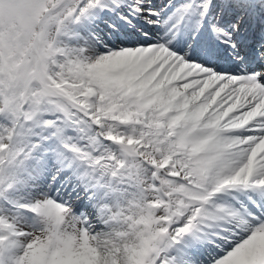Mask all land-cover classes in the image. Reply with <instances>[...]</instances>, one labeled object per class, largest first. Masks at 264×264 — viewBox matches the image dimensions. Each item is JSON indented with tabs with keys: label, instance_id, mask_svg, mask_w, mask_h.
I'll list each match as a JSON object with an SVG mask.
<instances>
[{
	"label": "bare ground",
	"instance_id": "6f19581e",
	"mask_svg": "<svg viewBox=\"0 0 264 264\" xmlns=\"http://www.w3.org/2000/svg\"><path fill=\"white\" fill-rule=\"evenodd\" d=\"M150 1L166 5L158 13L163 24L149 25L145 27L143 34L131 28L123 30V34H106L102 29L103 18L93 17L90 20L87 18L95 8L92 0H83V3L78 6L75 3L72 18L66 25V27L69 25L71 32L66 36L63 28L58 30L66 41L58 63L65 68L66 77L69 80L81 83L87 89L92 116L101 117L103 122L111 120L112 126L110 127L116 133L119 132V136L130 137L132 142L135 140L137 143L142 142L146 147L151 144L155 145L164 154L160 160L154 158L156 154H159L158 152H151L150 159L154 158L157 162L155 165H158L156 169L157 167L161 171L171 169L189 179V185H183L181 190L164 191L160 195L167 203L170 201L175 205L186 203V207L181 208L177 213L168 212L167 214V220L171 224L178 220L179 223L172 224L166 230L170 238L168 245L171 247L169 251L171 256L167 258L168 262L165 264H193L190 249L202 243L205 248H208V240L212 237H216L212 240L219 239L221 243L224 241L228 243L229 238H232L230 235H240L241 231L246 228L250 229L249 232L245 231L248 232L246 238L237 243L238 245H235L233 250L222 258L220 264H257L261 262L259 240L264 237V216L261 217L262 212L264 213L263 189L255 185L246 187L239 185L237 180L264 178V149L258 153L257 157L252 155L254 149L259 146L258 138L264 140V103L260 107L263 113L252 117L249 122L242 125L217 130L212 135L200 139L194 134L191 135V132L195 127L212 120L213 123L218 121L219 125H223L228 121L246 118L257 111L260 105L259 99H264V71L258 74V70L263 65H256V63H261L257 62L258 54L262 53L264 56V44L262 46L264 42V0H254L256 1L255 7L251 6L248 9L246 6L243 8V5L250 3L251 0H211L210 2V13L215 9L220 10L217 20H222L225 15L240 11L243 13L241 19L254 16V24L246 29V34L251 30L263 28L260 34L256 31L251 32V42L255 41L258 44L257 47L250 49L248 45L245 46L244 42H238V48L244 50V53L237 59H228L211 43L207 48L205 42L200 41V37L195 39L194 43L188 44L196 27L187 25L188 22L183 24L182 16L190 7L199 8L202 4L200 0L197 4L194 0ZM69 13L68 10L66 14ZM243 24L244 21L236 30H234L236 26L229 27L233 37ZM92 32H96L100 39L96 38ZM91 45H95L96 48ZM257 50H259L258 53H256ZM218 67H227L232 70V73L225 75V72H217ZM232 79L235 81L232 82ZM160 83L163 84L160 90L148 93ZM181 87L196 89L197 92L192 95V99L197 101L195 104H191L184 113L172 112L176 106L183 103V96L178 95L166 109L159 107L160 103L167 102L176 92H179ZM197 89L200 92L201 89L203 90L200 95ZM209 98L215 99L208 110L209 113L205 114L195 127L187 129L188 127L184 125L185 121L197 112L199 113L197 109L199 104L201 103L202 106V102L207 103ZM225 112L228 113L223 115ZM258 120L263 124L262 127H256L254 124L250 127L252 125L250 123ZM208 128L209 126H205L202 131H207ZM237 131H245L246 140L237 143L241 138L236 137L238 136V133H235ZM56 135L58 137L61 135L59 130ZM50 136L49 138L52 139L49 143L45 142V145L52 164H45L35 159L21 160L22 162L20 161L18 167L15 168L13 179L9 181L8 178L0 175V179L4 182L0 187V193L12 200L11 195L20 190L19 186L17 187L16 184L14 186V182L18 183L23 178L27 179L29 174L34 176L30 178L31 181L27 179V186L33 189L30 192L36 190L35 193L38 196L33 195L34 198L25 199L28 205L38 207L43 216L55 218V223L66 219L62 227L70 230L74 239L85 242L90 235L81 228V221L94 223L88 208H81L78 212L67 209L65 211V207L56 200V196L60 193L57 191L55 194H50L51 189L46 186V181L42 183V179L48 176L47 170L51 171L62 166L55 176V181L59 182L63 173L68 171L64 162L65 158L69 157L74 169L70 171L71 174L64 177L62 182L64 188L68 186L78 188L80 186L79 176L82 174L84 179L98 177L99 181L107 186L101 198L99 197L100 203L107 200L111 205H115L112 207L116 209L114 211L116 218L105 221L103 226L98 228L105 230V238L97 241L90 248L81 249L80 258L75 264H138L144 246V235L140 231L144 229V226L140 229L137 224L140 222L138 217L135 220L121 218L120 210H117L116 205L121 204L125 193L123 190L120 192L110 187L111 184L115 185L114 183L117 182L112 175V170L108 171V168L101 167L100 164L98 166L99 159L93 160L81 154L80 159L58 137L54 134ZM9 138L8 136L6 143L1 140L0 148L7 145V142L10 143ZM34 150L37 148H32L29 156ZM68 153L71 157L67 155ZM245 155H250V161L255 158L258 160L247 163L244 160ZM10 159L11 155L6 152L3 156L1 155L0 167L10 170L8 164ZM80 168L84 169L80 175L72 174ZM152 172L155 171L150 172L151 176L155 177ZM38 178L41 181H38ZM158 183L161 184L160 181ZM130 192L131 197L141 196L140 192L135 189H131ZM155 198L158 199L156 195ZM252 200H257V204L262 208V212H254L251 216V221L261 217L260 222L254 227H251L252 224L246 220L243 209L238 208L239 203L243 206H252ZM10 208V206L6 207L0 199V220H4L0 224L6 227L0 233L4 234L10 230L17 232L15 235L0 237V250L4 248L6 250L8 247L7 251L13 249L17 253L19 247H24L16 256L20 258V263L17 260L16 264H47L44 259H41V246L50 239L47 220L16 208H13L14 218L8 220L9 217L6 215L10 214ZM14 219L15 226L13 227L11 221L14 222ZM257 235L261 236L260 239H257ZM25 238L26 244H22ZM162 249L161 247L159 250ZM143 261L145 264H151L149 260Z\"/></svg>",
	"mask_w": 264,
	"mask_h": 264
},
{
	"label": "rangeland",
	"instance_id": "374dc122",
	"mask_svg": "<svg viewBox=\"0 0 264 264\" xmlns=\"http://www.w3.org/2000/svg\"><path fill=\"white\" fill-rule=\"evenodd\" d=\"M75 3H77L78 6L83 3V0H0V143L2 141L6 143L8 136L10 137L8 139L10 143L7 142V145L5 144L0 148V156H3L5 152L11 155L8 164L12 171L0 167V175L2 174V176L8 178L9 181L13 179V174L16 172L15 168L18 167L21 160L30 159L32 161L35 159V161H42L45 164L48 163L51 165V159H49V155L46 152L48 149L45 142L49 143L52 139L49 138L51 137L50 135L54 134L55 136L57 130H59L61 135H59V137L56 135L55 137H58L65 146L73 150V154L79 158L81 154L84 156L87 155L93 160L99 159L100 162H97L98 166L100 164L101 167L104 166L108 168V171L112 170V175L117 182L114 183L115 185L111 184L110 187H114L120 192L123 190L125 193L124 200L121 204L119 203V205H116L117 210H120L121 218L123 220H135L136 217L140 218V222L137 224H139L140 229L144 226V229L140 231V233L144 235L143 239L145 242L143 246V249L145 248V250H143V257L150 262L152 261V264H165L167 258L171 256V253H169L171 247L168 246L170 238L168 232L163 231V228L169 225L167 211L171 210L170 212L177 213V211L184 206V203L175 205L170 201L169 205L163 201L164 199L157 200L156 204H153L152 201L155 203V195H160L164 191L174 190L176 192L177 190H181L182 187H184L183 185H189V179L171 169L170 171H161L159 167L156 169L158 165H155V163H157L155 159L162 160L164 154L160 152L159 148H156L155 145L151 144L147 146V148L141 141V143H137L136 140L132 142L130 137L119 136V132L116 133L110 127L112 126L111 120L103 122L101 117L92 116L90 103L88 102L89 94L87 89L83 84L77 83L74 80H69L66 77L65 68L58 63L62 57L61 51L66 43L65 37L63 38L59 31L63 28L66 36L71 32L69 25L68 27H66V25L69 23L70 18H72L74 12L73 8L76 5ZM68 10L70 13L67 15L66 12ZM57 23H60V28ZM102 29L104 32L107 30L105 26H102ZM92 33L96 38L100 39L96 32ZM91 47L96 48L95 45H91ZM234 53H230V57L238 58V54L235 55ZM217 69V72H225V75L232 73L231 69L220 67ZM224 69H226V71H222ZM239 79L240 78H238V80ZM234 81L235 79H232V82ZM156 86L148 93H155V91L163 87V84L160 83V85L157 84ZM202 91V89L201 92L199 91V95ZM194 92H197L196 89L193 90L187 87H181V90L176 92L177 94L175 93L167 102H164L165 104L160 103L161 106L159 105V107L166 109L179 95V97L183 96V103L176 106L172 112L184 113L191 104L197 102L196 99H192ZM215 99L209 98L206 101L207 103L202 102V106L201 103L199 104L200 106L197 108L199 113L197 112L184 123V125L188 127L187 129L195 127L204 115L209 113L208 110L215 102ZM186 101L188 102L186 103ZM259 101L260 105L257 111L248 115L247 118L228 121L223 125H219L218 121L213 123L212 120L207 124L195 127L191 135L194 134L198 139L204 137L206 133L202 131V128L210 124L215 128L222 126L223 129H228V127H232L241 122L244 124V122L248 121L251 117L263 112L260 110V107L264 103L263 99L261 98ZM227 113L228 112H226L225 115ZM259 123L262 124L260 120L250 124L258 126ZM49 131L52 132L50 133ZM235 133H238V136L236 135L237 138L241 137V140L237 143L246 138L245 131H237ZM258 140L257 142H259L261 146H259L255 153L264 147L262 139L258 138ZM95 143L97 144L95 145ZM34 147H36L37 150H34L33 154L29 156L30 150ZM2 149H4V151ZM153 151L159 154L157 155L155 153V159L153 158V160H151L150 155ZM67 155L70 156L69 153ZM244 157L245 161L249 159V155H245ZM233 158L235 159V157ZM65 160L64 164L67 165L68 169L66 172L67 174L64 172L62 179L58 182V180L55 181V176L62 166L57 169H52L51 171L47 170L46 174H48V176L42 179V183L46 181V186H49L51 189L50 194H55L57 191L60 193L59 196H56V200L67 210L78 212L81 208H88L91 220H93L94 223L90 224L87 221H81V228L86 234L90 235V238H86L85 242L74 239V235L70 233V230H66L62 227L66 219L60 220L59 223H55V218L52 217L51 220V216L46 217L41 215L39 208L30 207L27 201H25V203L31 210H28L29 208L20 209L17 206L15 207L14 202H9L2 198V203L6 207H11L9 211L10 214L6 215L9 217L8 220L14 218L12 215L15 214L13 208H16L25 212H31L34 215L36 214L46 219L50 229L52 226L60 224L58 230L55 232L57 234L55 237L51 235L52 231L49 229L50 242H48V240L41 246V259H44L47 264L77 263L82 250L90 248L91 245H95L97 241L105 238V230H100L98 228L103 226L102 224L105 221L114 220L116 218V213L114 212L116 209L112 207L115 205H111L107 200L103 201V203L99 201V197L105 192L107 186L99 181L98 177L95 179H84L82 178V174V176H79L80 186L78 188L74 186V188H69V186L64 188L62 184L64 177L71 174L70 171L74 169V165L70 161V158L66 157ZM15 162L18 163L16 164ZM83 170V168L77 169L72 174L78 176ZM151 170L155 171L152 172L155 177L151 176ZM9 175L12 178H10ZM30 178H34V176L29 174L27 179L31 181ZM23 179L19 181L20 183L14 182V186L15 184L17 187L19 186L18 188L20 190H18L16 194L11 195L12 200L15 198L18 199V203L21 200L32 199L34 196H38V194L35 193L36 190L30 192L33 189L27 186V179ZM260 180L262 179L259 177L255 181L248 180L246 182L259 184ZM38 181H41V179L38 178ZM159 181L161 184L158 183ZM3 183L4 182L0 179V187ZM131 189L139 191L141 198H135L133 196L132 198ZM159 198L163 197L160 196ZM134 200L137 201L135 202ZM253 203L255 204L256 202ZM19 207L22 206L19 205ZM239 207L242 206L239 205ZM241 209H243V213L246 215V220L255 225L259 219L251 221L252 219L249 215L255 211L256 207H242ZM159 214L160 216L158 217ZM174 223L177 224L179 221ZM172 224H170V226ZM249 230V228H246L241 231L242 234L233 235L234 237L232 236L228 243H221L219 239L212 240L216 238L212 237V239L208 240V248H205L202 243L190 249L191 257H193V264H220L222 258L230 253L235 245H238L237 243H240L246 238ZM257 237L260 239L261 236ZM21 243L26 244V238L23 239ZM157 247L168 248L159 253L158 251L155 252V248ZM260 247H262V244ZM19 248L17 253L15 252L16 250L11 249L7 254L9 256H17L20 250L24 249V247ZM262 250H264V247H262ZM263 255L264 254L261 255V261ZM0 258H2V256H0ZM16 258L20 263V258ZM139 259L138 264H144V262H142V255ZM260 263L262 262H259V264ZM6 264L16 263L10 262L8 259L6 260Z\"/></svg>",
	"mask_w": 264,
	"mask_h": 264
}]
</instances>
